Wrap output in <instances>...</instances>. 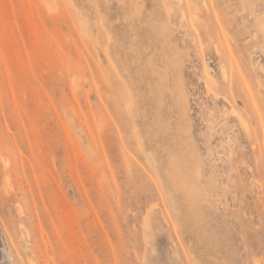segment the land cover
Here are the masks:
<instances>
[{
  "label": "rangeland",
  "instance_id": "1",
  "mask_svg": "<svg viewBox=\"0 0 264 264\" xmlns=\"http://www.w3.org/2000/svg\"><path fill=\"white\" fill-rule=\"evenodd\" d=\"M0 264H264V0H0Z\"/></svg>",
  "mask_w": 264,
  "mask_h": 264
}]
</instances>
